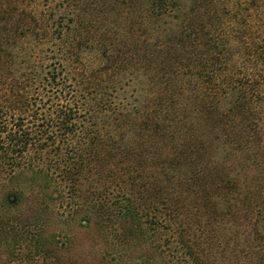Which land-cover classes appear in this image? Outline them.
I'll return each mask as SVG.
<instances>
[{"label":"trees","instance_id":"obj_1","mask_svg":"<svg viewBox=\"0 0 264 264\" xmlns=\"http://www.w3.org/2000/svg\"><path fill=\"white\" fill-rule=\"evenodd\" d=\"M42 1L0 0V264H91L48 232L64 207L98 264H179L161 237L185 264H264L249 0H116L98 24L88 0Z\"/></svg>","mask_w":264,"mask_h":264},{"label":"rangeland","instance_id":"obj_2","mask_svg":"<svg viewBox=\"0 0 264 264\" xmlns=\"http://www.w3.org/2000/svg\"><path fill=\"white\" fill-rule=\"evenodd\" d=\"M40 2H43L40 0ZM118 1L116 0H88L86 3L87 6V15L90 16L89 12L92 13L94 18L96 19V23L103 22L105 18L108 16H112L117 13V8H119L121 5H119ZM244 7H248L249 11L257 14L258 20H261L262 23H264V3L262 5L261 0H249L247 2V5ZM260 34L261 40H264V31H262ZM262 44L264 46V42L262 41ZM264 48V47H263ZM262 68L264 69V63L262 64ZM131 87L129 86L126 94L131 93ZM118 94H123L122 91H118ZM116 97L117 101H120L123 105L129 106L128 103L125 102L124 99H121V95H118ZM260 97L262 98V101L264 100V85L262 87V92L260 93ZM263 111H264V101H263ZM60 210H62L61 207H59ZM67 207H64V211L62 213V217L59 220L60 221H50L48 224V232L56 231L59 226L63 227L62 232H60L56 239L58 240L59 245L62 246V254L65 257H70L73 260H80L81 257H86L88 259V262L91 264H98L97 260L95 259V255L92 257H88L93 252V247L95 243H97V238L94 233V229L91 226H86V221L79 219L77 216L71 217L66 215ZM68 217V218H67ZM65 218V219H64ZM64 220V221H62ZM80 220V221H79ZM58 222V223H57ZM242 235L239 237V242H242ZM94 239V240H93ZM161 243L163 244V250H165L168 254L167 257H170L174 261H178L179 264H185V259H183V254L179 247H177L176 243L171 240H165L164 237H161ZM241 244V243H240ZM169 245V247H168ZM241 246V245H239ZM170 248V249H168ZM137 254V253H136ZM162 253H160L161 255ZM164 255V254H163ZM166 255V254H165ZM162 256V255H161ZM157 260H162V258L156 254Z\"/></svg>","mask_w":264,"mask_h":264}]
</instances>
